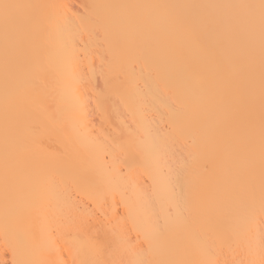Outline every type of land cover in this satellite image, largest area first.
<instances>
[{
	"label": "bare ground",
	"instance_id": "obj_1",
	"mask_svg": "<svg viewBox=\"0 0 264 264\" xmlns=\"http://www.w3.org/2000/svg\"><path fill=\"white\" fill-rule=\"evenodd\" d=\"M0 264H264V0H0Z\"/></svg>",
	"mask_w": 264,
	"mask_h": 264
},
{
	"label": "rangeland",
	"instance_id": "obj_2",
	"mask_svg": "<svg viewBox=\"0 0 264 264\" xmlns=\"http://www.w3.org/2000/svg\"><path fill=\"white\" fill-rule=\"evenodd\" d=\"M69 2V5L73 10H77L81 8L83 0H67Z\"/></svg>",
	"mask_w": 264,
	"mask_h": 264
}]
</instances>
